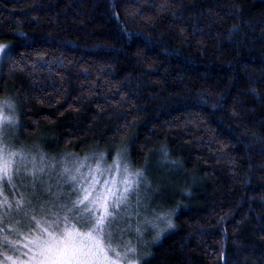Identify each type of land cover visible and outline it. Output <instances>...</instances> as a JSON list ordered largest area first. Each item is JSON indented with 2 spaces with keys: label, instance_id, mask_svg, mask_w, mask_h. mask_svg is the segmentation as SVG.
Listing matches in <instances>:
<instances>
[{
  "label": "trees",
  "instance_id": "16d2710c",
  "mask_svg": "<svg viewBox=\"0 0 264 264\" xmlns=\"http://www.w3.org/2000/svg\"><path fill=\"white\" fill-rule=\"evenodd\" d=\"M0 45L23 142L163 183L139 264H264V0H0Z\"/></svg>",
  "mask_w": 264,
  "mask_h": 264
},
{
  "label": "snow or ice",
  "instance_id": "6c2138e0",
  "mask_svg": "<svg viewBox=\"0 0 264 264\" xmlns=\"http://www.w3.org/2000/svg\"><path fill=\"white\" fill-rule=\"evenodd\" d=\"M4 52L5 46L0 45V53ZM6 109L14 111V106L7 101L0 105V249H12L19 255L0 251V264H124L125 260L139 264L121 252L115 233L123 231L116 223L121 206H128L139 184L131 176L139 178L142 174L129 173L124 166L126 175L116 179L113 172L120 174L118 163L104 169L100 161L95 168L78 162L59 174L70 192L53 193L52 185L45 186L42 179L48 167L43 157L38 163L35 157L12 148L11 138H5L6 126L15 123ZM26 176L31 177L30 184L23 182ZM16 179H21L19 186L25 191L13 202L4 189L8 186L15 194ZM38 188L48 199L40 198Z\"/></svg>",
  "mask_w": 264,
  "mask_h": 264
},
{
  "label": "rangeland",
  "instance_id": "374dc122",
  "mask_svg": "<svg viewBox=\"0 0 264 264\" xmlns=\"http://www.w3.org/2000/svg\"><path fill=\"white\" fill-rule=\"evenodd\" d=\"M3 53H0V60ZM9 102L14 106V111H9L6 109V114L12 115L14 118V125L6 126V139H10L11 147L17 150H22L23 153L29 155V157H35L37 162H40V158L43 157V163L47 165L45 174L42 179L45 182V186L51 184L53 193L62 191L64 193L70 192V189L64 184L63 180L60 178L59 174L62 173L64 167L72 168L78 162H84L90 165L92 168L96 167L97 161H100L101 168H110L114 163L120 164V174L117 175L113 172V176L116 179H121L124 175L123 167L127 166L129 173L139 172L130 164L128 158L124 151H117L110 159L103 156L101 161V156H96L95 154H87L83 156L74 155H64L60 159H57L51 152L45 151L42 146L38 143L26 144L20 139L19 136V111L18 106L14 99L9 97L0 98V105L4 102ZM85 158H87L85 160ZM163 163L169 164L167 160ZM54 166V167H52ZM87 168L83 171L87 172ZM142 175L137 178L135 175L131 176L133 180H139L138 187L136 188V194L129 198L128 206L125 208L124 205L121 206V216L116 221L117 225L123 229L122 232L115 233L116 242L120 245L121 252H127V257L129 260L136 261L139 260L147 251L150 245V240L153 236L154 243L157 242L160 236H163L174 229L173 227V216L170 214H159L157 213L165 206V199L167 197V192L163 190V183L158 184H147L142 179L145 176L144 172H139ZM107 176V173H105ZM23 182L25 184H30L31 177H23ZM166 179H159V181H164ZM169 182V181H166ZM17 184V191L13 194L8 186H5L4 193L8 196L10 201H13L19 197L21 192L25 189L20 187L21 179L14 180ZM143 186L142 192L140 191V186ZM30 191V187L28 189ZM37 193L41 199H48L47 194L43 192L42 189H37ZM35 199V198H34ZM169 222L171 227H169ZM139 229V232L137 231ZM159 236L157 237V234ZM11 239H16L15 236H11ZM133 249V251H129ZM0 251H6L9 255H19L18 252H13L12 249H0ZM124 264H128L125 260Z\"/></svg>",
  "mask_w": 264,
  "mask_h": 264
}]
</instances>
